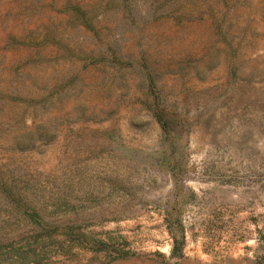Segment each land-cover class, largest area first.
<instances>
[{
  "label": "rangeland",
  "instance_id": "374dc122",
  "mask_svg": "<svg viewBox=\"0 0 264 264\" xmlns=\"http://www.w3.org/2000/svg\"><path fill=\"white\" fill-rule=\"evenodd\" d=\"M0 264H264V0H0Z\"/></svg>",
  "mask_w": 264,
  "mask_h": 264
}]
</instances>
